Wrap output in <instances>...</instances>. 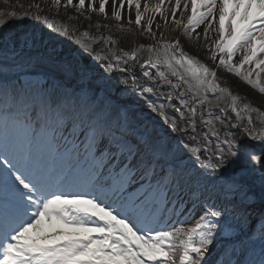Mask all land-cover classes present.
<instances>
[{"label":"snow or ice","instance_id":"snow-or-ice-1","mask_svg":"<svg viewBox=\"0 0 264 264\" xmlns=\"http://www.w3.org/2000/svg\"><path fill=\"white\" fill-rule=\"evenodd\" d=\"M262 74L264 0L0 10V264H264Z\"/></svg>","mask_w":264,"mask_h":264},{"label":"bare ground","instance_id":"bare-ground-1","mask_svg":"<svg viewBox=\"0 0 264 264\" xmlns=\"http://www.w3.org/2000/svg\"><path fill=\"white\" fill-rule=\"evenodd\" d=\"M153 1H155V0H153ZM25 2H27V0H25ZM12 7H14V0H10L9 4H5L4 0H0V10L9 11V10H11ZM132 27L135 28V25H132ZM197 31H200V29H198ZM139 39L140 38L137 37V40H139ZM141 42H144V41H141ZM200 42L203 43L202 40ZM236 59H239V54L237 55ZM262 79H264V77ZM239 91L241 92V94H247L248 97L253 99V100H257L260 98L259 93H257L255 90L251 89L250 86L244 85L242 83L239 85ZM57 226L64 227L63 225H57Z\"/></svg>","mask_w":264,"mask_h":264},{"label":"rangeland","instance_id":"rangeland-1","mask_svg":"<svg viewBox=\"0 0 264 264\" xmlns=\"http://www.w3.org/2000/svg\"><path fill=\"white\" fill-rule=\"evenodd\" d=\"M143 2H144V0H142V4H143ZM153 2H155V1H153ZM143 10V9H142ZM264 76V74H262V77Z\"/></svg>","mask_w":264,"mask_h":264}]
</instances>
